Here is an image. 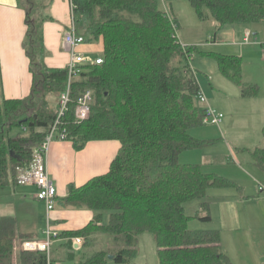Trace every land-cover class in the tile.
Listing matches in <instances>:
<instances>
[{
	"label": "trees",
	"instance_id": "trees-1",
	"mask_svg": "<svg viewBox=\"0 0 264 264\" xmlns=\"http://www.w3.org/2000/svg\"><path fill=\"white\" fill-rule=\"evenodd\" d=\"M24 1L22 47L32 85L27 97L6 99L0 75V188L18 185L17 169L30 166L33 151L57 118L59 98L67 88V70L50 68L44 62L43 27L52 18L37 15L41 9L37 1ZM188 1L201 21L211 19L221 26L264 22V0ZM70 3L76 33L87 44L101 45L102 63L81 66L71 80L58 131L64 132V141L75 151L92 142L120 145L106 174L79 188L69 186L59 201L62 208L94 213L88 225L65 237H82L86 250L107 237L113 248L86 252L77 264H134L135 244L145 233L154 238L159 264H232L222 250L219 232L189 230L183 207L198 200L202 214H196V219L209 223L207 192L236 187L202 172L198 165L179 163L184 151L212 144L189 134L204 125L205 116V109L198 105L200 87L191 67L193 55L198 54L195 48L178 42L161 0ZM216 58L221 75L235 82L243 97L259 96L257 85L242 83L239 57ZM87 91L92 96L90 115L79 122L75 107ZM261 134L264 141V127ZM250 156L264 172V145L254 148ZM105 211L109 216L103 224ZM27 238L17 232L16 223L0 218V264H47L44 253L16 252V243ZM67 256L74 259V255ZM56 263L51 256V264Z\"/></svg>",
	"mask_w": 264,
	"mask_h": 264
},
{
	"label": "rangeland",
	"instance_id": "rangeland-1",
	"mask_svg": "<svg viewBox=\"0 0 264 264\" xmlns=\"http://www.w3.org/2000/svg\"><path fill=\"white\" fill-rule=\"evenodd\" d=\"M18 3L27 5L24 0H19ZM161 5L174 23L178 42L187 48H195V53H198L193 55L191 67L196 73L200 94L206 100L204 104L198 102L199 107L222 115L219 126L207 124L189 131L194 139L212 144L184 151L179 156V163L198 165L202 172L229 179L228 181H233L234 184L243 187L247 194L256 196L258 188L264 187V174H258L261 178L255 174L262 171L260 172L254 166L250 152L264 145L261 134L264 127V107L258 100L264 92V56L262 54L264 22L221 26L211 19L201 21L188 0H161ZM41 6L37 15L45 16L47 9L44 8L47 5ZM11 22L16 21L12 19ZM19 25L22 27L21 20ZM16 28L14 26L13 30L16 31ZM246 34L250 35L248 42L244 40ZM8 43L14 44L15 41L9 38ZM90 45L93 47L85 57H89L91 61H94L96 57H102L101 45L99 43ZM217 56L239 57L242 64V83L246 86L257 85L260 97H243L242 89L235 82L221 75ZM14 132L16 134L18 131ZM35 192L36 189L33 186L17 185L0 188V203L6 204L5 211H3L6 214L5 217L17 223L19 234L21 232L29 236L35 233L38 236L45 235V209L43 203L36 199L33 200ZM23 194L31 200L25 205L17 204L20 199L18 195L21 197ZM183 207L188 217L189 230L206 231L209 229L208 223L196 219V214L199 216L202 214L198 200L187 202ZM261 212L264 215V210ZM108 216L109 212L105 211L103 224L107 223ZM79 238L82 239L84 248L85 241L82 237ZM135 246L136 255L132 263L159 264L157 247L152 234L145 233L139 236ZM53 248L55 250V247ZM102 248L113 249L109 244L102 242L86 251L90 253ZM54 250L51 256L59 261L58 264H77L82 256L81 253H73L74 259L72 260L66 257L65 252ZM67 255L70 254L67 253Z\"/></svg>",
	"mask_w": 264,
	"mask_h": 264
},
{
	"label": "crops",
	"instance_id": "crops-1",
	"mask_svg": "<svg viewBox=\"0 0 264 264\" xmlns=\"http://www.w3.org/2000/svg\"><path fill=\"white\" fill-rule=\"evenodd\" d=\"M18 1L0 0V75L3 95L6 99L27 97L32 85L29 62L22 47L26 32L25 8ZM36 1L41 5H47L43 7L47 9L45 16L52 18V22L44 24L43 27L46 52L44 62L50 68L65 69L68 57L62 52L61 36L70 20V1ZM12 19L16 22H11ZM20 20L22 27L19 25ZM14 26L17 27L16 31L13 30ZM9 38L15 43L9 44ZM84 44L86 45L82 44L77 48V52L87 56L93 46L90 45L91 43ZM262 54L264 56L263 50ZM258 100L264 107V95ZM119 147L120 145L115 141L92 142L84 149L75 151L68 141L51 142L46 153L45 165L57 195L55 209L51 213V227L58 235L53 245L54 251L65 252L68 257L66 251L71 248L72 237H65L63 234L84 228L94 218V213L88 210L60 207V199L67 195L69 186L79 188L91 179L106 174ZM255 174L260 177L258 174L263 175L264 172ZM235 186L211 189L207 192L211 216L208 230L219 232L222 250L232 264H264V215L261 212L264 210V187L262 190L258 188L257 195L253 196L247 194L240 185L235 184ZM18 197L20 199L17 204L20 205H25L31 200L24 194ZM32 198L35 200V196ZM5 208L6 204L1 202L0 218L5 217L6 214L3 212ZM20 234L28 236L26 240L42 241L45 238V235L38 236L37 233L33 236L21 232ZM108 240L107 237H103V243L108 244Z\"/></svg>",
	"mask_w": 264,
	"mask_h": 264
},
{
	"label": "built area",
	"instance_id": "built-area-1",
	"mask_svg": "<svg viewBox=\"0 0 264 264\" xmlns=\"http://www.w3.org/2000/svg\"><path fill=\"white\" fill-rule=\"evenodd\" d=\"M73 7L70 3V20L67 26V30L62 33L61 36V48L62 52L68 57L66 67L68 73L67 88L64 93L60 95L57 118L53 125L49 129V133L45 140L38 146L32 155L30 166L27 169H17V183L20 186H35L36 194L35 199L43 203L45 209L46 230L45 238L42 241L36 240H24L16 243V252H41L47 257V264H51V253L54 250V242L58 238V235L53 232L51 227V213L55 209L56 205V189L49 177V174L45 165V157L47 150L52 141H64V132L58 131V124L60 118L64 115L68 103L69 85L73 78L79 75L80 67L84 65H99L102 63L101 58H96L91 61L89 57H85L81 53L77 52V48L85 43V39L78 35L75 31L73 22ZM250 38L249 34H246L245 41L248 42ZM264 53V47H263ZM199 103H206L204 97L199 94ZM92 104V96L89 91L84 93L77 101L75 107V119L79 122L87 120L90 115V106ZM222 120V115L216 114L211 110L205 109V116L203 118V124H211L219 126ZM262 190V187H259ZM71 248L66 252L70 255L73 253H81L84 255L87 251L82 247V239L79 237H73L70 239ZM57 264V263H56Z\"/></svg>",
	"mask_w": 264,
	"mask_h": 264
},
{
	"label": "water",
	"instance_id": "water-1",
	"mask_svg": "<svg viewBox=\"0 0 264 264\" xmlns=\"http://www.w3.org/2000/svg\"><path fill=\"white\" fill-rule=\"evenodd\" d=\"M108 259H109V260H112V256H109Z\"/></svg>",
	"mask_w": 264,
	"mask_h": 264
}]
</instances>
